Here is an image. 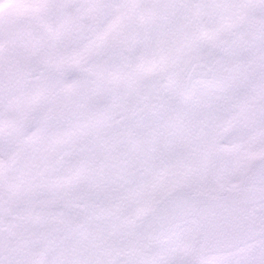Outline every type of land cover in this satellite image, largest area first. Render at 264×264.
Listing matches in <instances>:
<instances>
[{
	"label": "snow or ice",
	"instance_id": "obj_1",
	"mask_svg": "<svg viewBox=\"0 0 264 264\" xmlns=\"http://www.w3.org/2000/svg\"><path fill=\"white\" fill-rule=\"evenodd\" d=\"M0 264H264V0H0Z\"/></svg>",
	"mask_w": 264,
	"mask_h": 264
}]
</instances>
